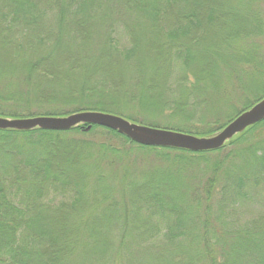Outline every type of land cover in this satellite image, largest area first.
<instances>
[{
  "label": "trees",
  "instance_id": "trees-1",
  "mask_svg": "<svg viewBox=\"0 0 264 264\" xmlns=\"http://www.w3.org/2000/svg\"><path fill=\"white\" fill-rule=\"evenodd\" d=\"M262 1L0 0V103L3 102L0 104V116L11 119L61 117L69 113L58 106L55 108L49 106L47 101L39 97L36 101L40 109L32 108L29 100L18 101L21 89L16 84L17 75H21L22 82L27 84L26 91L23 89V92L28 95L32 92V85L34 94H38V80L46 78L54 80L62 71L67 73L70 80V73L75 72V75L79 69H84L86 75L87 73L89 75L83 76L82 89H90L109 86L110 78L104 74L119 67L121 65L119 63L128 66L137 64L141 65L139 75L142 85L136 87L144 94V91H152L160 84L162 86L168 84V80H159L158 76H163L161 73L166 70L170 71V74L177 63L176 66L181 69L180 75H183L177 81V86L181 87L179 103L182 106L192 103L194 104L192 106L199 108L202 103L209 100L211 104L207 105L210 107V118L215 124H220L221 118L229 117L230 112L233 113L238 107V103H244L242 105L244 111L264 97V56L252 44L264 34V16L258 8ZM116 32L128 34L131 38L128 40L130 44L127 43V48H120L121 38L119 39L118 35L112 37ZM145 32L150 33L144 34ZM162 32L166 33L163 35ZM91 35L97 38L90 37ZM64 38L68 40L64 42ZM73 40H77L78 45L82 46V49L77 51L79 55L69 51ZM92 42L95 43V53L90 54V51L87 52V46ZM63 45L67 48H63ZM84 49L82 54L81 50ZM25 51L37 54L36 59H31L30 64L24 61L19 62L18 66L10 67L6 64V60L10 58L9 54L13 57L16 53ZM165 51L167 57L164 55ZM156 55L167 63L163 64L162 71L156 67L158 62L151 59L152 56L155 59ZM158 57L156 58L159 60ZM17 58L14 56L15 60L11 63L14 64ZM148 58L153 62L147 61ZM146 63H151L149 65L151 67L144 69L142 65ZM182 64H186L184 68ZM190 76L193 79H190ZM3 83L6 84V88L2 87ZM78 88L79 86L75 90ZM95 106L78 110L112 112L127 119L131 117L124 111ZM235 117L232 116L227 122H231ZM175 130L200 135L182 127H176L173 131ZM215 131L217 130L209 133ZM96 132L108 140H120L129 145V149H125L126 147L121 149L103 144L105 146L96 151L99 156L110 153L113 159L115 157L120 159L122 153L126 157L125 153L137 151L144 156L154 154L163 160L168 159L167 154L173 153L183 160L186 158L182 156L202 158L214 155L217 162L212 176L214 187L218 170H221L224 162H227L229 157L239 156L245 160L243 163L255 166L253 173L256 180L250 179V183L264 185V140L254 142L256 136L264 135V121L247 129L222 149L204 153L143 147L116 132L100 127H93L88 132L85 127L68 132L0 130V142L3 146L15 141L16 146L19 142L18 146L24 147L26 142L28 145L38 141L37 143L47 150L53 146L57 147L58 144L67 145L71 149L76 147L77 151L83 153V159H80L84 162L80 165L84 163L90 170V177L82 176L79 183L61 181L60 178L53 176L52 163H47L48 159H43L44 161L40 163L44 164L43 166H39L34 160L22 167L34 174L30 179L25 180L24 177L16 176L14 181L0 180V264H103L106 262L105 258L104 260L102 258L101 262H96L99 255L91 254L93 255L91 257L86 255L89 243L85 242V237L98 235L100 239L97 240V246L103 251L105 247H110L103 234L106 236L110 229L122 227L107 225L97 229L92 225L93 222L97 220L110 224L122 214V221L126 226L120 229V234L124 236L121 247L123 245L127 251L131 243L129 232L134 229L127 224L136 220L131 216L135 218L141 216V208L145 205L151 207L152 201L156 203L158 210H165L163 193L168 191L167 187H172L170 179H167L169 173L166 174L167 172L163 170L148 171L142 174L143 181L135 182L128 178L130 173L128 169L116 167L114 162H111L112 169L106 170L100 163L101 160L97 161L95 154L87 151L91 145L85 138ZM231 148L234 149L233 152ZM260 151L263 153L258 156ZM36 165L38 169H33ZM80 165L74 161L71 169L80 174L87 173L86 169L79 168ZM14 170L19 173L21 169L15 166ZM42 177H50L61 188L63 193L61 196L69 195L74 207L77 206L74 211L65 204L61 205L57 213L53 212L55 206L51 205L50 201H45L48 191L43 185L45 181L41 180ZM230 186L226 184L222 188L226 190ZM238 187L239 185L235 190L241 195L243 191ZM209 190L213 192L212 189ZM115 193L119 195L118 198ZM97 195H100L106 205L114 202V207L110 205L112 211L107 207L98 208ZM131 203L136 206L131 208L133 205ZM84 204L89 209L82 213L79 206ZM117 204H120L121 209L115 207ZM255 224L234 231L216 230L209 239L203 238L201 234L198 241L193 240L197 242L196 245L184 251L188 252L193 264H264V215L261 221ZM168 229L172 233L165 234L169 240L168 243L162 244L163 251L170 252L168 255L184 252L183 248L175 245L178 236L174 231L177 229L173 227ZM160 230V224L152 225L147 234L150 239H155ZM169 246L171 249L167 248ZM116 249L113 264H118L117 260L120 258L117 251L119 249ZM166 256L161 254L160 257Z\"/></svg>",
  "mask_w": 264,
  "mask_h": 264
},
{
  "label": "rangeland",
  "instance_id": "rangeland-1",
  "mask_svg": "<svg viewBox=\"0 0 264 264\" xmlns=\"http://www.w3.org/2000/svg\"><path fill=\"white\" fill-rule=\"evenodd\" d=\"M258 8L261 10L264 16V0L259 4ZM147 33L150 32H145L144 34ZM162 33L164 35L166 32ZM117 35L119 39L121 38L119 40L120 48H127V43L130 44V41L128 40L131 39L129 38L128 34L125 35L120 32H116L112 34V37ZM206 36H204V39H206ZM90 37L97 38L95 35H91ZM210 38L207 39L211 40ZM67 40V38H64V42ZM76 41L77 40L72 41L74 48L71 44L69 49V51H72V53L75 55L78 54L77 51L79 52V49H82V46H79ZM252 44L254 48L256 47L257 51H259L264 56V34L261 38H257L255 43ZM94 45L95 43L93 42L89 43L87 46V52L90 51V54L95 53ZM63 48L67 47L63 45ZM84 51L85 49L81 50V53L83 54ZM31 53H27V51L21 52L19 54L16 53L14 56L18 58L14 64L11 63L15 60L14 56L12 57L11 54H9V59L4 60H6V64L10 67L13 65L18 66L19 62L23 61L24 63L30 64L32 61L31 59L34 60L37 57V54ZM82 54L80 55L81 60ZM164 55L167 57L168 54L166 51ZM156 57L158 56L156 55ZM156 57L154 59L152 56L151 59L154 62H158V64L155 63L156 67L160 68L159 70L162 71V68L164 65H167V63L164 62V60L161 61L159 57L158 60ZM149 58L147 61L152 63L153 61ZM119 64H121L119 67H115L113 71L109 72L108 74H104V76H108V78H110L109 86H100L90 89H82V85H84L83 76L89 75V73L86 75L84 69H79L75 75V72L73 74L70 73V80L67 73L63 71L58 74L57 78L54 80L50 78H46L45 80L40 79L37 81L39 84L37 88L39 90L38 94H34V88L32 85V92L28 95L23 92V89L26 91L27 84L22 82L21 75H17L15 76L16 84L21 89V94L19 95L20 98L17 100H29V105H31L32 108L40 109L38 102L36 101V99L39 97L40 99L47 101L49 106H53L54 108L58 106V108H61L62 110H68L70 114L68 113L67 115L76 113L79 108L85 109L88 107H94L95 105V107L100 106L114 108L115 110L124 111L126 114H128V116H131L132 118L128 117V119H125L134 123L166 130H174L176 127H182L188 129L189 131L199 133L200 135L189 132L183 133L198 137L214 136L217 132L222 130L230 123L227 122L229 121V118L232 116L237 117L244 111L250 109L249 108L243 111L244 106L242 105L244 103H238V107L235 109V111H233V113L230 112L231 115L229 114V117H223L220 120V124H215L214 120L210 118V107L207 105L211 104L209 100L207 103H202L199 108L192 106L194 105L192 103H189L188 105L183 104V106L179 103V98H181L179 97L181 87L179 85L177 86V81L179 77L183 75H180L181 69L178 65L176 66L177 63H175L173 71H171L170 74V71L167 72V70L163 73L156 71L161 73V75L163 74V76H158V79H165L166 81L168 80V84L165 83L163 86L160 84L158 87H154L152 91H144L145 95L140 93L136 87L142 85V83H140L141 76L139 75L141 65L139 66L136 64L133 66H128L123 65L122 63ZM150 64L146 63L142 66L144 69H146L151 67L149 66ZM185 65L182 64V67L184 68ZM155 74L157 75V73ZM189 78L193 79L192 76ZM2 85V87L6 88L5 83ZM77 86H79V88L78 90H75ZM72 95H74V97ZM15 100L16 98H14V101ZM259 101H255L254 105H256ZM2 103L3 102L0 104ZM77 112H79V110ZM102 113L120 116L119 114L112 112ZM223 124L227 125L224 126ZM213 130L217 131L209 133ZM261 139L264 140V135H259L258 137L256 136V141L254 142L261 141ZM34 140L35 138H33V141ZM85 140L91 145L88 147L87 151L93 152L95 154V159L97 161L101 160L100 163L106 167V170L109 168L112 169L111 162H114V166H121L123 169H128L127 171L130 172L128 178L135 180V182L143 181L141 177L143 173L146 174L148 171L152 170H163L167 172L166 174L169 173L167 179H170V183L172 185V187H167L168 191L163 190L164 196L162 201L165 203V210H158L156 203L152 201L150 203L151 207L145 205L143 208H141V216L138 218L131 216L132 219L136 220H133L127 224L134 228L130 230L132 232H129V234H131V237L129 238L131 243L127 251L125 248H123V245L121 247V240L124 236L122 237L120 234V229L126 226L122 221V214L118 216L117 220H112L110 224L100 221L98 222L97 220L92 223V225H95L97 229L107 225L122 227L118 229H110L106 236L103 234L104 240L109 241L108 243L110 244V247H105L103 251H100L101 248L97 246V240L100 239L98 235H95L94 237H85V242L87 244L89 243L87 246L86 255L88 257L93 256L91 254L99 255L96 257V262H101L102 258L103 260L105 258L106 262L103 264H113L115 253L114 250L117 248L119 249L116 250L119 251L118 254L120 257L119 260H117L118 264H193V260H190L188 252H185L184 249L189 250L190 247L193 245L195 246L197 242L195 243L193 240L198 241V236H201L202 234L203 238L208 237L209 239L211 238V235L215 234L216 230L223 231L224 229H228L234 231L237 228L253 226L256 225L255 223H258V221H261V217L264 215V185L250 183V179L256 180V176H254L253 173L255 166L243 163L245 160L239 156H235V158L229 157L230 159H228L227 162H224L221 170H218V178L217 181L215 180L216 184L214 187L212 182L214 177L212 176L215 173L214 165L217 163L215 159L216 157L214 155H209L202 158L182 156L186 159L181 160L182 158L180 156H176L172 153L167 154L169 156L167 157L168 159L163 160L161 157L151 153L144 156L142 153L134 151L133 153H125L124 155L126 157H124L123 153L121 152L122 156H120V159H117L114 156L116 159L115 161V159L111 157L113 155L110 153L99 156L97 154L98 152L96 153V151L101 150V148L105 146L103 144L111 145L112 147L117 146L121 149H124L125 147V149H129V145H127L124 141L108 140L103 135L100 136V133L97 132L96 134H92L88 138H85ZM37 142L38 141H35L28 145H26V142L24 147H19V142H17L16 146L15 141L13 143H6V146L1 145L0 142L1 181H14L16 176L20 178L24 177L25 180L27 178L30 179V176H33L34 174L22 167H25L28 162H33L34 160H36L39 166H43L44 164L40 163L47 159V163H52L51 169L53 176H56L58 179L60 178L61 181L66 180L67 182L70 180V182L79 183V180H81L82 176L90 177L89 168L84 163L80 165L81 162H84L81 160L83 159V153L80 150L77 151L76 147L73 146L75 148L74 150V148L71 149L67 145L58 144L57 147L53 146L47 150ZM231 149L233 152L234 149ZM236 153L237 152H235V154ZM262 153L263 151H260L258 156H261ZM74 161L79 162V168H82V170L86 169L87 173L80 174L71 169V165H73ZM38 165L34 166L33 169H38ZM15 166L21 169L19 170V173L15 172ZM60 175L63 177H58ZM107 175L109 174L107 173ZM41 180L45 181L43 185L48 191V196L45 201H50V204L55 206L53 212H56L61 207V205L65 204H67L69 207H72L71 210H75L74 208L77 206L74 207L75 205H73V200L69 198V195L66 197L61 196V194H63L61 192V188L56 185V183L53 182L50 177H42ZM226 184H230L231 186L225 190L222 187H225ZM238 185V188L243 191L241 195H238L235 190L237 189ZM209 189H212L213 192H209ZM115 194L117 195V193ZM97 196L100 197V195ZM98 197L96 199V205L99 206L98 208H111L110 205H113L114 207V202H110L111 204L106 205L103 203L101 197ZM118 197L119 195H117V198ZM131 204H133L131 205V208L136 206H134V203ZM115 207H117V209H121L120 204H117ZM79 209L83 213L85 209L89 208L86 204H84V206H79ZM112 209L113 208H111V211ZM142 221L145 222L142 223ZM158 224L161 226L159 235L157 234L155 239H150L149 235L147 234V230L152 225ZM77 225H79V223ZM169 227L177 229L174 231V233L178 236L177 240L175 241V245L178 248H183L182 251L184 252H176L173 255H168L170 252L163 251L164 245L162 244L168 243L169 240L165 234L168 235L172 233L168 229ZM126 241L127 238L125 239V243ZM166 246L167 244L165 247ZM167 248L171 249V246ZM81 250L83 249L81 248ZM161 254H166L167 256L161 258Z\"/></svg>",
  "mask_w": 264,
  "mask_h": 264
},
{
  "label": "water",
  "instance_id": "water-1",
  "mask_svg": "<svg viewBox=\"0 0 264 264\" xmlns=\"http://www.w3.org/2000/svg\"><path fill=\"white\" fill-rule=\"evenodd\" d=\"M263 121L264 98L238 115L212 137H198L183 132L144 126L123 117L102 112H78L61 117L39 116L13 119L0 116V130L68 132L78 127H85L88 132L93 127H100L116 132L143 147L204 153L222 149L238 135Z\"/></svg>",
  "mask_w": 264,
  "mask_h": 264
}]
</instances>
